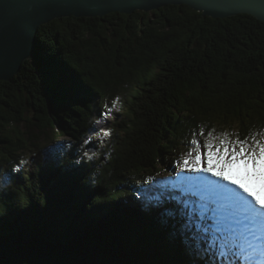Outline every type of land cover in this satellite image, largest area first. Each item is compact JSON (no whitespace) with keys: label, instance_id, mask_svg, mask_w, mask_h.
Wrapping results in <instances>:
<instances>
[{"label":"trees","instance_id":"trees-1","mask_svg":"<svg viewBox=\"0 0 264 264\" xmlns=\"http://www.w3.org/2000/svg\"><path fill=\"white\" fill-rule=\"evenodd\" d=\"M200 127H264V22L169 5L42 26L0 81V264H205L193 201L157 192Z\"/></svg>","mask_w":264,"mask_h":264},{"label":"snow or ice","instance_id":"snow-or-ice-1","mask_svg":"<svg viewBox=\"0 0 264 264\" xmlns=\"http://www.w3.org/2000/svg\"><path fill=\"white\" fill-rule=\"evenodd\" d=\"M119 102L117 96L111 106L105 103L96 123L106 121ZM96 135L103 143L111 130L101 127ZM93 155L85 151L82 159ZM175 168V178L162 183L199 198L190 208L198 217L196 247L205 264H264V127L243 138L238 132L218 134L200 127ZM6 198L0 194V200Z\"/></svg>","mask_w":264,"mask_h":264},{"label":"water","instance_id":"water-1","mask_svg":"<svg viewBox=\"0 0 264 264\" xmlns=\"http://www.w3.org/2000/svg\"><path fill=\"white\" fill-rule=\"evenodd\" d=\"M168 5H185L214 19L246 14L264 22V0H0V80L10 81L35 55L42 25L67 17L149 13Z\"/></svg>","mask_w":264,"mask_h":264},{"label":"bare ground","instance_id":"bare-ground-1","mask_svg":"<svg viewBox=\"0 0 264 264\" xmlns=\"http://www.w3.org/2000/svg\"><path fill=\"white\" fill-rule=\"evenodd\" d=\"M169 6V5H168ZM177 6V5H176ZM180 6V5H179ZM182 6V5H181ZM167 7V6H166ZM194 10V9H193ZM137 12V11H136ZM151 12H153V11H151ZM197 12H199V11H197ZM147 13V12H146ZM150 13V12H149ZM202 14H203V12H201ZM204 16V15H203ZM207 17V16H206ZM77 18V17H76ZM84 18H86V17H84ZM88 18V17H87ZM211 18V17H210ZM232 18V17H231ZM214 19V18H213ZM57 20V19H56ZM55 21V20H54ZM49 24V23H48ZM45 25H47V24H45ZM42 26H44V25H42ZM41 26V27H42ZM40 27V28H41ZM167 40V39H166ZM171 42V41H170ZM155 43V42H154ZM156 44V43H155ZM157 45H159V43L157 44ZM162 47L163 46H161V49H162ZM164 56V55H163ZM34 57V56H33ZM161 60V59H160ZM193 70V69H192ZM106 73V72H105ZM18 74V73H17ZM15 77V76H14ZM13 77V78H14ZM12 78V79H13ZM158 78V77H157ZM11 79V80H12ZM10 80V81H11ZM1 81V80H0ZM10 81H6V82H10ZM98 82V81H97ZM154 88V87H153ZM112 90V89H111ZM156 92V91H155ZM142 93V92H141ZM152 93V92H151ZM97 94V93H96ZM95 95V94H94ZM96 96V95H95ZM95 99V98H94ZM138 100H139V98H138ZM144 101V100H143ZM133 107V106H132ZM141 116V115H140ZM110 117V116H109ZM111 118V117H110ZM136 118V117H135ZM247 118V117H246ZM125 119H126V117H125ZM110 120H112V119H110ZM123 120V119H122ZM83 121V120H82ZM106 122H107V120H106ZM86 124V123H85ZM97 124V123H96ZM90 125V124H89ZM98 125V124H97ZM96 125V126H97ZM103 126V125H102ZM56 127V126H55ZM98 128V127H97ZM105 128V127H104ZM85 129V128H84ZM142 129V128H141ZM93 132H94V130H92ZM138 131V130H137ZM140 131H142V130H140ZM92 133V132H91ZM134 133V132H133ZM139 133V132H138ZM174 134V133H173ZM95 135V134H94ZM90 136V135H89ZM49 137H50V135H49ZM89 139V138H88ZM50 141H48V143H49ZM100 142V141H99ZM102 144H104V143H102ZM128 144V143H127ZM135 144V143H134ZM106 145H108L107 143H106ZM124 148V147H123ZM140 150V149H139ZM99 151V150H98ZM143 152V151H142ZM154 152V151H153ZM166 152V151H165ZM123 153V152H122ZM147 153H149V152H147ZM154 160V159H153ZM150 161H152V160H150ZM73 162V161H72ZM156 162V161H155ZM154 164V163H153ZM5 168V167H4ZM107 168V167H106ZM105 171V170H104ZM91 174V173H90ZM162 182V181H161ZM160 184V183H159ZM165 185V184H164ZM168 186V185H167ZM167 186H165L164 187V189H160V191H157L158 192V195L162 192L161 190H163L164 192H169V191H167L168 189H170V188H172L171 186H169L168 188H167ZM160 188V187H159ZM163 192V193H164ZM172 192V191H171ZM189 197H190V199H191V196L189 195ZM167 199H168V197H167ZM174 199H176V198H174ZM195 201H198V199H195ZM179 204H181L180 206H179V208L181 209L180 211L182 212V213H180V214H185V212L184 211H182V210H185L184 209V207H185V205L184 204H182V203H179ZM187 208V207H186ZM188 209V208H187ZM187 213V212H186ZM187 216V215H186ZM170 218V217H169ZM74 221V220H73Z\"/></svg>","mask_w":264,"mask_h":264},{"label":"rangeland","instance_id":"rangeland-1","mask_svg":"<svg viewBox=\"0 0 264 264\" xmlns=\"http://www.w3.org/2000/svg\"><path fill=\"white\" fill-rule=\"evenodd\" d=\"M51 134V133H50ZM52 135V134H51ZM63 137L62 136H59V135H54L53 136V138H51V140H53L52 141V143H55V142H59V141H62L63 139H62ZM192 139V138H191ZM189 148V147H188ZM187 150H185V151H183V153L184 152H186ZM181 155V154H180ZM180 155H178V158L180 157ZM172 169H170V171L169 172H172L171 171ZM175 175H176V173L175 174H164V179L165 180H167V179H170V178H175ZM174 189V188H173ZM175 191L173 192L174 194H175V196L176 197H178V198H181V197H183L184 196V198L185 199H188V197H189V195L191 196V199H199L197 196H194V195H191V194H185V193H183V192H181L180 190H178V189H174ZM187 197V198H186ZM190 198V197H189ZM189 200V199H188Z\"/></svg>","mask_w":264,"mask_h":264}]
</instances>
